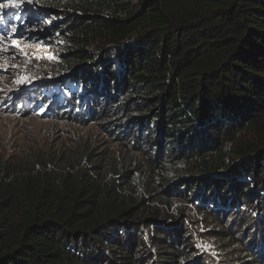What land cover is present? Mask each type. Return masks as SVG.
I'll return each instance as SVG.
<instances>
[{
  "label": "trees",
  "instance_id": "16d2710c",
  "mask_svg": "<svg viewBox=\"0 0 264 264\" xmlns=\"http://www.w3.org/2000/svg\"><path fill=\"white\" fill-rule=\"evenodd\" d=\"M38 1L45 118L96 131L0 134V264H205L186 204L264 264V0Z\"/></svg>",
  "mask_w": 264,
  "mask_h": 264
},
{
  "label": "rangeland",
  "instance_id": "374dc122",
  "mask_svg": "<svg viewBox=\"0 0 264 264\" xmlns=\"http://www.w3.org/2000/svg\"><path fill=\"white\" fill-rule=\"evenodd\" d=\"M5 2L6 0H0V3ZM41 8L44 6L38 0H25L20 9H0V14L4 16L0 23V134L10 140L19 134L28 133L44 143L49 132L68 128L69 131L62 134L64 138H57V145L62 142L67 144L71 139H78L81 143L90 142L95 137L94 127L68 126L66 123L45 118L47 108L50 109L57 98L46 99V96H42L44 90L41 86L55 84L59 80L57 78L66 73L70 63L66 55H63L66 47L59 40L61 33L56 34L49 30L50 33L46 24L40 20L43 17L40 14ZM13 28L15 32L12 31ZM13 41L18 42L19 48L13 46ZM49 56L54 59L49 60ZM24 76L29 78L27 82L17 83ZM51 92L53 93L52 90ZM25 112L32 116L26 117ZM23 144V141L17 142V146ZM5 146L8 154L14 148L7 141ZM117 165L131 168L120 162ZM187 206L190 205H183L185 208L180 210L188 216L187 223L194 248L201 261L205 264H240V260L235 258L236 252L217 239L212 232V225L208 224L204 216ZM243 212L244 208L240 211V217ZM255 231L257 232L256 229ZM245 238L246 236L243 240Z\"/></svg>",
  "mask_w": 264,
  "mask_h": 264
},
{
  "label": "snow or ice",
  "instance_id": "6c2138e0",
  "mask_svg": "<svg viewBox=\"0 0 264 264\" xmlns=\"http://www.w3.org/2000/svg\"><path fill=\"white\" fill-rule=\"evenodd\" d=\"M24 2L25 0H6L5 3H0V9H4V8L20 9ZM28 2H31V0H28ZM3 19H4L3 14H0V23L3 22ZM17 19H19V17H17ZM12 31L15 32V28H13ZM0 39H2V37H0ZM13 46L19 48L18 42L13 41ZM4 50H7V49H4ZM48 59L52 60L54 59V57L49 56ZM28 79L29 78L26 76L21 77L17 80V83L27 82Z\"/></svg>",
  "mask_w": 264,
  "mask_h": 264
},
{
  "label": "water",
  "instance_id": "95a60500",
  "mask_svg": "<svg viewBox=\"0 0 264 264\" xmlns=\"http://www.w3.org/2000/svg\"><path fill=\"white\" fill-rule=\"evenodd\" d=\"M59 80H61V79H59Z\"/></svg>",
  "mask_w": 264,
  "mask_h": 264
}]
</instances>
